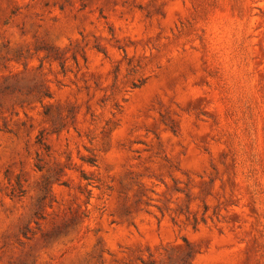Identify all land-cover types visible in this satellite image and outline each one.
Wrapping results in <instances>:
<instances>
[{
    "label": "rangeland",
    "instance_id": "374dc122",
    "mask_svg": "<svg viewBox=\"0 0 264 264\" xmlns=\"http://www.w3.org/2000/svg\"><path fill=\"white\" fill-rule=\"evenodd\" d=\"M0 264H264V0H0Z\"/></svg>",
    "mask_w": 264,
    "mask_h": 264
}]
</instances>
